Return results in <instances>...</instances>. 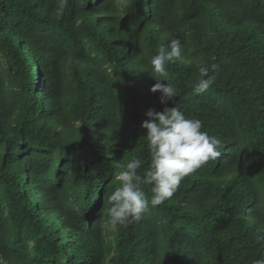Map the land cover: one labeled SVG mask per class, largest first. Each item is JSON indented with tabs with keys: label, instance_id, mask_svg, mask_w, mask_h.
Masks as SVG:
<instances>
[{
	"label": "trees",
	"instance_id": "trees-1",
	"mask_svg": "<svg viewBox=\"0 0 264 264\" xmlns=\"http://www.w3.org/2000/svg\"><path fill=\"white\" fill-rule=\"evenodd\" d=\"M170 37L185 51L166 106L222 154L113 226L118 165L149 162L141 124L164 107L150 58ZM202 62L216 82L197 95ZM259 236L264 0H0V264H252Z\"/></svg>",
	"mask_w": 264,
	"mask_h": 264
},
{
	"label": "clouds",
	"instance_id": "clouds-1",
	"mask_svg": "<svg viewBox=\"0 0 264 264\" xmlns=\"http://www.w3.org/2000/svg\"><path fill=\"white\" fill-rule=\"evenodd\" d=\"M184 51L181 39L170 37L150 58L152 71L160 77L152 75L156 82L150 92L159 93V103L164 107L162 111L149 108L144 113L146 119L141 127L145 130L149 154L147 166L144 167L140 155H132L126 163L118 165L117 184L107 196V216L113 226L126 227L140 221L150 206L156 207L170 199L185 177L222 154L221 139L205 131L201 119L186 116L180 107L166 106L179 95L168 65L182 60ZM215 69V64H199V77L192 88L194 94L207 93L213 87ZM257 243L264 245V236H259ZM252 264H264V252Z\"/></svg>",
	"mask_w": 264,
	"mask_h": 264
}]
</instances>
